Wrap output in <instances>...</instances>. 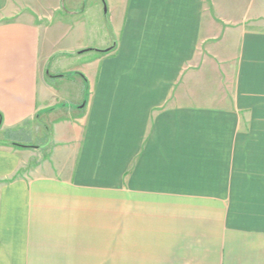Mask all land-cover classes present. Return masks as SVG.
Returning a JSON list of instances; mask_svg holds the SVG:
<instances>
[{
	"label": "crops",
	"instance_id": "obj_1",
	"mask_svg": "<svg viewBox=\"0 0 264 264\" xmlns=\"http://www.w3.org/2000/svg\"><path fill=\"white\" fill-rule=\"evenodd\" d=\"M110 1L0 0V264H264V0Z\"/></svg>",
	"mask_w": 264,
	"mask_h": 264
},
{
	"label": "rangeland",
	"instance_id": "obj_2",
	"mask_svg": "<svg viewBox=\"0 0 264 264\" xmlns=\"http://www.w3.org/2000/svg\"><path fill=\"white\" fill-rule=\"evenodd\" d=\"M85 1H87V0H85ZM69 3H70V1L68 2V5L67 6H69ZM111 5V1L109 2V0L107 1V0H100V3H99V6H100V13H101V15L103 16H105V14L107 13V11L109 10V6ZM103 18V17H102ZM102 25H104V21L102 20ZM260 132L261 133H264V126H261L260 127Z\"/></svg>",
	"mask_w": 264,
	"mask_h": 264
}]
</instances>
